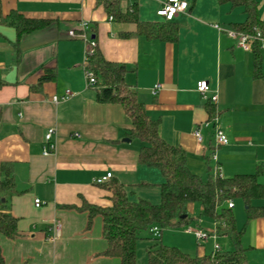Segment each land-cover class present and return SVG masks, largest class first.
Here are the masks:
<instances>
[{
  "label": "crops",
  "instance_id": "crops-1",
  "mask_svg": "<svg viewBox=\"0 0 264 264\" xmlns=\"http://www.w3.org/2000/svg\"><path fill=\"white\" fill-rule=\"evenodd\" d=\"M167 1L123 0L121 6L125 10L135 5L142 22H161L157 12ZM181 1L188 10L173 20L179 25L178 39L162 42L124 38L136 27L111 21L103 0H0V181L1 167L10 165L15 193L8 200L18 229L13 240L0 237L5 264H118L102 256L106 243L101 218L88 228V214L81 210L84 205L112 206V192L95 183L107 173L123 185L130 201L160 203L163 178L157 169L139 164L145 144L129 138L131 123L124 109L99 103L98 88L87 86L85 43L69 36L70 31L81 33L82 22L89 23V35H95L103 58L127 67L125 82L150 119L159 123L160 138L185 152L192 174L204 179L258 174V182L264 184V47L259 51L262 75L256 78L255 54L227 36L246 22L244 8L217 0ZM254 1L264 23V0ZM12 13L50 24L18 40L15 28L5 23ZM51 69L55 79L38 86ZM201 81L211 88L206 97L197 92ZM157 85L154 96L151 91ZM67 92L73 94L71 99L53 102ZM214 96L217 101L212 103ZM209 104L228 138L226 146L216 145L213 125L203 127L210 120ZM195 125L202 127L201 142L193 135ZM49 129L56 130L55 151L44 156ZM37 199L40 208L35 207ZM237 202L245 207L247 218L241 228ZM233 203L231 213L248 264H264V216L250 220L244 202ZM253 205L264 208V199ZM197 206L188 205L187 216L199 211L196 228L212 230L215 220L204 217ZM55 223L60 232L52 242ZM160 238L162 244L192 257L214 253L213 240L199 245L194 236L186 235L172 242L162 232ZM216 243L233 251L227 236L220 235ZM146 262L147 256L144 263L138 261Z\"/></svg>",
  "mask_w": 264,
  "mask_h": 264
},
{
  "label": "trees",
  "instance_id": "trees-1",
  "mask_svg": "<svg viewBox=\"0 0 264 264\" xmlns=\"http://www.w3.org/2000/svg\"><path fill=\"white\" fill-rule=\"evenodd\" d=\"M122 1L103 0V4L107 15L113 21L136 27L134 33H126L123 35L124 38L139 36L150 41H177L179 25L161 18H159L161 22H142L135 5L124 10L121 6ZM217 1L244 8L247 20L243 25H237L234 31L252 34L255 28H259L264 34V23L258 18L254 0ZM5 23L15 28L18 40L50 24L49 21L26 19L18 13L7 16ZM93 36L95 35L92 34L91 38L94 39ZM260 48V44L255 43L251 49L255 54L256 78L262 75ZM88 69L94 73L97 80L98 102L121 106L131 123L129 138L145 144L139 151V164L157 169L163 178L158 205L143 200L130 201L125 188L117 181L110 180L99 185L106 186L112 192V206L99 208L84 205L81 210L88 214V228L96 217L101 218L102 238L106 243L102 256L115 259L118 264H139L137 250L139 242L143 240L142 233H150L154 226H158L161 232L172 227H188L187 206L198 204L204 217L224 224L223 228L219 227L218 233L230 238L233 251L219 252L213 256L192 257L176 247L162 244L161 238L147 237L145 240L152 241V244L146 252V264H248L245 250L241 245V232L236 227L231 210L225 207V204L242 200L246 206L248 219L264 216V208L253 205L254 201L264 199V184L258 182V174L237 175L229 179L221 178L219 175L204 179L192 174L187 167L185 152L178 147L167 145L160 138L159 123L150 119L144 105L138 101L136 92L125 82L127 67L106 61L96 49L95 54L91 56ZM55 77V70L47 71L38 86L53 81ZM209 115L210 120L216 115L214 106L210 104ZM1 172L4 179L0 181V237L13 240L18 236L17 219L10 213L8 199L15 193L14 172L10 165H3ZM182 216L186 218L181 219ZM0 264H5L1 246Z\"/></svg>",
  "mask_w": 264,
  "mask_h": 264
},
{
  "label": "built area",
  "instance_id": "built-area-1",
  "mask_svg": "<svg viewBox=\"0 0 264 264\" xmlns=\"http://www.w3.org/2000/svg\"><path fill=\"white\" fill-rule=\"evenodd\" d=\"M188 10V4L186 2H182L181 0H168L166 3H164L163 7L158 10L157 17L161 18L167 22L173 21L174 18L179 13H185ZM112 21V18H110ZM215 28L218 31H221L219 26H215ZM81 33L76 36L74 31L69 32V36L71 38L78 37L85 43V52H84V59H83V70H84V76L85 80L87 82L88 87H97V80L95 78L94 73L88 69V64L90 62L91 56L95 54V51L97 49V43L93 38H91V35H89V23L82 22L80 25ZM227 36L234 40L237 45L242 48L244 51H251L252 47L255 43H259L261 47H264V34L261 32L259 28H255L253 30L252 34L242 33V32H236L234 30L227 32ZM160 86L154 87L152 89V94L155 96L157 95V92L159 90ZM211 91V88L206 81H201L197 84V92L202 96L206 97V94H208ZM73 97V94L70 92H67L65 96L58 98L54 97L53 102L57 104L58 102H66L69 99ZM212 103H215L217 101V97L214 96L210 100ZM210 125H213V137L216 142L217 146H226L228 144V138L225 135V133L219 128L218 126V118L214 117L211 120L207 121L203 127H209ZM201 126L195 125L193 127V135L194 137L201 142L202 141V134H201ZM56 134L55 129H49V131L45 135V145H44V156H50L55 151V144L53 142V137ZM212 159L216 161V155H212ZM218 171V170H217ZM112 178L111 173H107L106 176L101 177L95 181L96 185H103L107 182H109ZM36 208H40L42 206V202L37 199L34 202ZM234 208L233 201L228 202V209L232 210ZM224 227V224H220L218 221L214 222V226L212 230H203L201 228H191L186 227L185 233L188 235L194 236V238L197 241V244H202L204 242H207L208 240H213L214 242V254L221 252V247L216 243L217 238L220 236L218 233L219 227ZM54 230H55V236L51 238L50 240L52 242L56 241V239L59 236L60 232V224L55 223L54 224ZM150 233L152 236L156 239L160 238L161 236V230L158 226H154L151 228Z\"/></svg>",
  "mask_w": 264,
  "mask_h": 264
},
{
  "label": "rangeland",
  "instance_id": "rangeland-1",
  "mask_svg": "<svg viewBox=\"0 0 264 264\" xmlns=\"http://www.w3.org/2000/svg\"><path fill=\"white\" fill-rule=\"evenodd\" d=\"M237 203H238V211L241 212V217H242V218L239 219V222H238L239 228H241V226L243 224H245L247 218H246L245 210H244L245 207L241 204V202H237ZM197 205L198 204H195V206H197ZM199 215H200V212L196 211V213L194 215H191L189 217V224L191 226L189 225L188 227H191L193 229L196 228L195 220L197 221L199 219ZM185 229H186V227H172L170 229L163 230L162 234H165V235L167 234L168 237L170 238V240L172 242H174V240H176L178 238H181V237H185L186 238V235H188V234L185 233ZM190 236H192V235H190ZM147 237L154 238L152 236V234L149 233V232H143L142 233L143 240L139 242L138 250H137V257H138L139 263H144L146 261V256H147L146 252H147V250L149 248V245L152 243V241L145 240ZM170 244L175 245V243H170ZM219 245L221 246V248L223 247L222 253L231 252V251H227V248L222 246L221 243H219Z\"/></svg>",
  "mask_w": 264,
  "mask_h": 264
},
{
  "label": "water",
  "instance_id": "water-1",
  "mask_svg": "<svg viewBox=\"0 0 264 264\" xmlns=\"http://www.w3.org/2000/svg\"><path fill=\"white\" fill-rule=\"evenodd\" d=\"M125 141L128 142V143L131 142V140H129V139H126ZM185 218H186V216H182V217H181V219H185Z\"/></svg>",
  "mask_w": 264,
  "mask_h": 264
}]
</instances>
